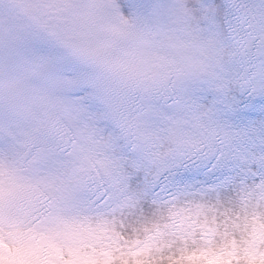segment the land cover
I'll use <instances>...</instances> for the list:
<instances>
[{"label":"snow or ice","instance_id":"1","mask_svg":"<svg viewBox=\"0 0 264 264\" xmlns=\"http://www.w3.org/2000/svg\"><path fill=\"white\" fill-rule=\"evenodd\" d=\"M0 264H264V0H0Z\"/></svg>","mask_w":264,"mask_h":264}]
</instances>
